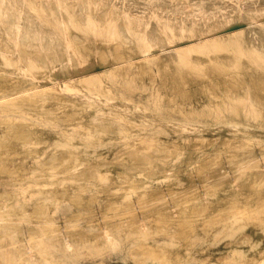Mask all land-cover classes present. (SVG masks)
<instances>
[{
	"label": "rangeland",
	"instance_id": "1",
	"mask_svg": "<svg viewBox=\"0 0 264 264\" xmlns=\"http://www.w3.org/2000/svg\"><path fill=\"white\" fill-rule=\"evenodd\" d=\"M263 2L0 0V264H264Z\"/></svg>",
	"mask_w": 264,
	"mask_h": 264
},
{
	"label": "bare ground",
	"instance_id": "2",
	"mask_svg": "<svg viewBox=\"0 0 264 264\" xmlns=\"http://www.w3.org/2000/svg\"><path fill=\"white\" fill-rule=\"evenodd\" d=\"M264 3V2H263ZM107 6V5H106ZM161 6H162V8L164 9V10H167L168 9V6H167V4H165V3H161ZM186 8V7H185ZM128 9V8H127ZM190 10H192V9H190ZM130 12H131V14L132 15H136L137 13H144V9L143 8H141V9H139V10H137V9H135V8H132L131 7V10H130ZM138 16V19H139V21L141 20V21H145V16L143 15V16H140V15H137ZM24 19V18H23ZM122 19V18H121ZM210 23V22H209ZM208 23V24H209ZM144 24V23H143ZM8 30H9V28H8ZM200 30V29H199ZM33 36V38H31V43L32 44H36L37 43V41H36V37H35V35H32ZM49 37V36H48ZM196 37H197V35H196ZM2 39H4V37L2 38ZM30 39V38H29ZM28 38H24L23 39V42H27L28 40H29ZM161 40V39H160ZM3 41V40H2ZM132 41V40H131ZM4 42V41H3ZM42 42H44V44L46 45V46H49L50 45V41L47 39V38H45ZM166 42V41H165ZM201 43V42H200ZM8 44V43H7ZM167 52V51H166ZM227 59V58H226ZM24 61V60H23ZM46 63V62H45ZM262 105V104H261ZM106 115V114H105ZM195 144V143H194ZM217 150V149H216ZM217 154V153H216ZM187 161V160H186ZM217 169H218V167H217ZM217 169H215V170H213L214 172H217L218 174L220 173L219 171V169L217 170ZM212 170V169H211ZM224 172V171H223ZM231 172V171H230ZM216 173V174H217ZM190 174V173H189ZM220 176V175H219ZM189 177V176H188ZM203 177V176H202ZM230 177H232V176H230ZM229 177V178H230ZM193 184V183H192ZM263 197V196H262ZM258 200H259V198H257ZM260 200H261V202H263L262 200H263V198L261 199L260 198ZM259 200V201H260ZM165 202V201H164ZM263 204V203H262ZM160 205H162L163 206V202H161L160 203ZM133 206V205H132ZM132 206H130V207H132ZM170 206V205H169ZM164 207H166V206H164ZM139 219V218H138ZM135 221V220H134ZM190 223V222H189ZM188 224V223H187ZM188 228H189V226H188ZM190 229V228H189ZM227 262V261H226ZM230 263V262H229Z\"/></svg>",
	"mask_w": 264,
	"mask_h": 264
}]
</instances>
